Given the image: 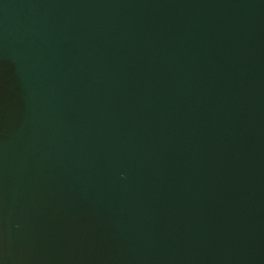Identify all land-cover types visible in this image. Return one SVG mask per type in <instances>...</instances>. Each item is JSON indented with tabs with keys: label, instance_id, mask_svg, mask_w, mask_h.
<instances>
[{
	"label": "water",
	"instance_id": "95a60500",
	"mask_svg": "<svg viewBox=\"0 0 264 264\" xmlns=\"http://www.w3.org/2000/svg\"><path fill=\"white\" fill-rule=\"evenodd\" d=\"M0 264H264V0H0Z\"/></svg>",
	"mask_w": 264,
	"mask_h": 264
}]
</instances>
